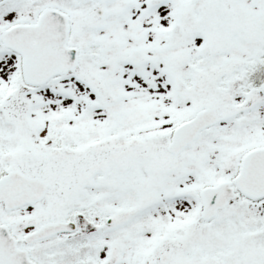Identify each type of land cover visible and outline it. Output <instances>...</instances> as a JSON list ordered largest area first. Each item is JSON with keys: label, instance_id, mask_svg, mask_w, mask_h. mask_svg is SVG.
Returning <instances> with one entry per match:
<instances>
[{"label": "snow or ice", "instance_id": "1", "mask_svg": "<svg viewBox=\"0 0 264 264\" xmlns=\"http://www.w3.org/2000/svg\"><path fill=\"white\" fill-rule=\"evenodd\" d=\"M0 264H264V0H0Z\"/></svg>", "mask_w": 264, "mask_h": 264}]
</instances>
